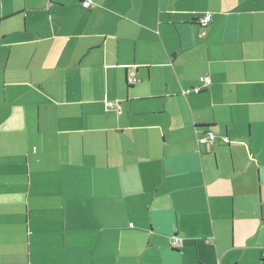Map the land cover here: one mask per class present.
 I'll list each match as a JSON object with an SVG mask.
<instances>
[{
	"label": "crops",
	"instance_id": "crops-1",
	"mask_svg": "<svg viewBox=\"0 0 264 264\" xmlns=\"http://www.w3.org/2000/svg\"><path fill=\"white\" fill-rule=\"evenodd\" d=\"M82 1L0 0V262L264 264V0Z\"/></svg>",
	"mask_w": 264,
	"mask_h": 264
},
{
	"label": "built area",
	"instance_id": "built-area-1",
	"mask_svg": "<svg viewBox=\"0 0 264 264\" xmlns=\"http://www.w3.org/2000/svg\"><path fill=\"white\" fill-rule=\"evenodd\" d=\"M82 6L85 9H90L93 7V1L92 0H83ZM210 19H211V15L208 14L204 18L200 19L199 23L201 26H205L210 21ZM135 82H136V79H134L133 74H130V76L127 78V83L130 85H133V84H135ZM207 82H209V81H207ZM213 141H214V135L211 132H207L204 137H202L198 140V144L210 145V144H212ZM180 243H181V240H179L176 237L173 238L172 244L174 246H178V245H180Z\"/></svg>",
	"mask_w": 264,
	"mask_h": 264
},
{
	"label": "rangeland",
	"instance_id": "rangeland-1",
	"mask_svg": "<svg viewBox=\"0 0 264 264\" xmlns=\"http://www.w3.org/2000/svg\"><path fill=\"white\" fill-rule=\"evenodd\" d=\"M0 264H6V263L0 262Z\"/></svg>",
	"mask_w": 264,
	"mask_h": 264
}]
</instances>
